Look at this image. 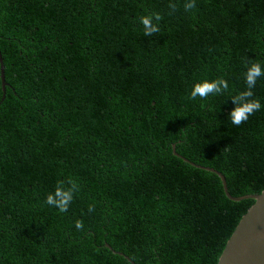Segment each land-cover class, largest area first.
<instances>
[{"label":"trees","instance_id":"trees-1","mask_svg":"<svg viewBox=\"0 0 264 264\" xmlns=\"http://www.w3.org/2000/svg\"><path fill=\"white\" fill-rule=\"evenodd\" d=\"M186 2L0 0V264H218L255 201L173 146L234 197L264 191V76L260 111L229 116L264 69V0ZM217 78L222 94L189 98ZM69 180L61 213L45 200Z\"/></svg>","mask_w":264,"mask_h":264},{"label":"clouds","instance_id":"clouds-1","mask_svg":"<svg viewBox=\"0 0 264 264\" xmlns=\"http://www.w3.org/2000/svg\"><path fill=\"white\" fill-rule=\"evenodd\" d=\"M168 7L171 11L176 10L175 3H169ZM194 7L195 0H187L184 4V10L186 12ZM161 19L162 17L159 13H152L151 15L140 17L139 22L143 26L144 35L152 36L158 33ZM261 76H264V69H262L261 64L252 63L247 66V70L244 73L246 90L231 98L232 104L235 105L229 114L233 125L240 126L242 123L246 122L251 115L260 111L261 104L259 100L253 99L254 93L252 89L256 86V82ZM227 89L228 82L222 78H217L211 82L204 80L193 85L189 98L192 100H195L197 97L206 99L213 94H222ZM68 185V187H65L63 182H58L54 192L47 195L45 203L49 206H54L61 213L66 212L73 200L74 194L79 191L76 181L69 180ZM93 210V207L89 206L88 211L92 212ZM75 227L77 230H81L83 228V221H75Z\"/></svg>","mask_w":264,"mask_h":264},{"label":"water","instance_id":"water-1","mask_svg":"<svg viewBox=\"0 0 264 264\" xmlns=\"http://www.w3.org/2000/svg\"><path fill=\"white\" fill-rule=\"evenodd\" d=\"M0 82L2 90L1 103L5 98V88L8 86L4 80V66L1 53ZM173 151L176 157L190 165L217 175L222 181L224 192L229 200L239 202L244 199H252L255 201L253 206L241 218L235 231L228 240L218 264H264V191L259 195L234 197L230 194L227 180L221 172L190 162L187 158L176 152L175 146H173ZM108 248L111 249L109 245ZM132 264L135 263L132 262Z\"/></svg>","mask_w":264,"mask_h":264}]
</instances>
